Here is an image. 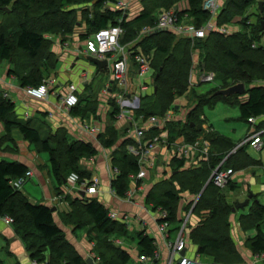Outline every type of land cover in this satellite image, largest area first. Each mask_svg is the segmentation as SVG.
Masks as SVG:
<instances>
[{
    "label": "rangeland",
    "instance_id": "374dc122",
    "mask_svg": "<svg viewBox=\"0 0 264 264\" xmlns=\"http://www.w3.org/2000/svg\"><path fill=\"white\" fill-rule=\"evenodd\" d=\"M42 1H43V4L46 5L47 0H42ZM213 1H214L215 7L211 11H208L206 10L207 8L206 9L204 8L210 15L209 21L211 20L212 22L206 25L207 27L204 30L205 33L203 36H198L194 33L189 34V33L184 32L185 31L184 26H182L183 31L181 33H178L173 30L164 29L161 27H157L154 29H148V30L142 29L141 31H138V30L136 31L137 33L136 38L138 39L137 41H139L140 39H143L145 41L144 42L145 44L143 45L147 44V46L149 45L151 40L160 38L161 35H165V33H168L174 36V43L181 41L183 44V41H186V43L183 44L182 47L188 48L187 50H188L189 58H190V65H189V71L187 74L188 88L186 89L185 93L180 96L175 97L172 100V102L167 106V109L164 112H162V110L160 109L159 111H155L156 109H154V106H153V103H154L153 100L155 99H153L151 96H141L137 98L135 97L136 96L135 95L134 97H132V100H130L131 98L128 97L129 95L128 76L126 80V87L119 86L117 79L114 76V67H113V70H112L113 82H116V84L119 86V92L115 95V97L113 96L111 97L110 116L114 118L115 116L117 117L123 116L126 118L127 129H125V132L129 133L130 131H132L134 132L136 136L135 138H128L127 140H125L126 148H129V146L133 145L134 148L141 149L142 154H144V152L148 150L147 155H146L147 160H146L145 165H148V166L154 165V163L151 162L150 160V156H151V151L155 146L165 148V150L168 149L167 152L169 153V156L171 157L170 160H168V162H170L169 163L170 165H168L169 167L168 168L165 167V164L167 163V162L165 163V160L163 161L165 164L162 163L159 165V167H161L162 172L166 176L165 179L172 178L174 171H177V170L187 171V170H195L196 168L198 169L200 165L199 161H195V162L193 161L189 164L187 163L190 162L191 159L198 160L199 157L203 158L207 156L209 157V155L211 156L216 155V153L212 151V143H213L212 138L214 135H216L218 137H221V139H223V143H222L223 145L222 147L224 148L223 155L227 153L229 156L226 158V161L225 160L220 161L215 167H213L211 172L216 167H218V169L220 170H225L227 173L229 172L230 176H229L228 182L224 184L223 186H217L212 181L211 173L208 174L200 190L196 193H190L191 200L188 206L191 207V210L196 206L198 201H200V197H202L203 195L205 187L208 184L211 183L214 186L219 187L222 191L223 190L227 191L230 185L229 183L232 182L233 184L235 182L234 184L235 189L229 190L230 192L228 191L225 194L226 197H229V196L231 197L228 200L226 199L227 203L231 205L230 211L228 212L226 219H228L229 221V229H228L229 236H230L229 241L232 243L234 247V240H233L234 238V219H233L234 212L238 211L239 209L240 210L238 212L247 211V208H244L246 205L239 207V208H235V205L237 203H240V200H238L237 198L240 195H242L244 192V189H243V187L245 186L243 183V180L245 178L244 174L246 172H251V171L258 169L262 165L260 160L262 159L264 161V113L256 117L250 116L246 119H242L240 117V112H239V103L247 99L249 88L251 86H254V84L255 85L264 84V79L257 78L259 75L264 73L263 72L264 64L262 61V58L264 56V0H247L246 5L242 7L240 11L232 5L231 3L232 0H213ZM236 1L238 2L239 0H236ZM95 2L96 0L78 1L72 4L71 6H69L67 9H65V10L72 11L71 12L72 16L75 19L73 20L72 25L70 24L69 27L67 26V31L63 32L62 34L44 33V36L48 39V43L45 44L43 48L45 52H42V55L43 56L48 55V51L50 50L52 51L51 53L52 56H49L50 54L48 55L49 62L50 64H52V66H53L52 61L57 59L58 53H59V52L58 53L54 52V48H56L54 46L59 47L62 45V46L67 47L69 51H75L77 50V46L80 45L82 40L84 41V43L86 42L87 39L81 38V34L86 33V31L88 30V27L86 25L84 18L86 14L87 15L89 14L90 15L89 17L93 16L94 12L96 11ZM119 3H122V4L117 5ZM175 4L176 5L174 6V9L172 8V6L169 9L168 8L167 9L166 8L156 9L155 11H153L155 14L153 16L155 17L157 15L158 17V15L163 10H175L176 9L177 11H183L182 7L186 5V0H180L176 2ZM104 7L120 10L121 11L120 15L125 17V22H128L136 18L144 10L143 0H105ZM104 7H101V11ZM60 9L61 8L58 7L57 5L52 8L36 9L35 13L31 14V22L32 24L34 23V25L38 24L41 26L43 25L45 21H51V18L53 17V15H55V19L57 20V17L59 16H56V15H58V13L60 12ZM11 10H13V7L11 4H9L6 7H0V24L1 26L2 25L6 26V31L8 33L7 40L9 41H11L12 39V36L14 34L13 31L16 30V26L12 25L11 21H13L15 16H17V14L18 15L21 14L19 10L17 12H11ZM5 13H8L9 15H5ZM184 16L186 15L177 16L178 23L179 24L191 23L188 16H186V18L183 19L182 17ZM121 20L122 19H120L119 22ZM219 21L222 24L221 23L219 24L218 23ZM219 26H220V29L221 27L222 28L224 27L225 31L227 32L224 33V31H221L220 29L219 31L217 29L219 28ZM155 31L156 32L158 31L161 33L156 34L154 38H151V39L148 38L147 34L154 33ZM212 31L219 32L227 36H230L231 34L240 33L238 34V36L236 35L237 37L235 36L234 40L229 42V50L236 53V55L240 59H244V60L248 58L252 59L254 66L250 67L249 65H243V67L236 69L235 67L236 63L231 62L230 57L225 54H223V57L220 58L219 62H216L217 59H212L211 56L207 54L204 44L202 43V39L208 36L209 32H212ZM239 35L240 36L243 35L246 44L249 41L250 46L249 45L245 46L244 44L245 42L243 44H240V42L237 39ZM137 41H135V44L137 43ZM119 42H120V38H119ZM130 43L133 45V42H130ZM152 43H154V40L152 41ZM120 48L121 50L118 49L115 51H111L109 53H112V52L122 53L123 52L125 54V57L127 58V64H128V52L126 51L124 46L120 45ZM255 50L258 51V53L255 52ZM85 51L87 53L86 43H85ZM138 52L139 53L134 54V61L137 67L136 70L138 71V74H139L138 78H136L135 81L137 82V80L139 79L141 82H143L145 79H148L150 77V74L148 73V71L151 66L149 63V60L152 59V52L150 53L148 51L146 55L143 52L140 53L141 52L140 50H138ZM12 53H13L12 58L14 59V63L11 65V68L13 67V69L16 70L18 73L27 71L26 70L27 68L35 66L36 61L33 59H29L25 54L20 52L18 49H14ZM120 55L121 54H119L118 58L121 57ZM138 55H141L144 58L146 63L148 62L147 69L144 71H139L141 70L140 63L136 61V58ZM90 56L95 57L93 55H90ZM104 57L105 56L96 57V58L105 60ZM81 59L83 61V64H85L86 63L85 57ZM7 65H9L8 61H2L0 63V78H3L2 77L3 71H4L3 69H7ZM206 65L208 67L209 65L218 67V70L216 69L214 70L213 68L210 69ZM54 69L55 68L47 69V71L45 70V73H44V70L42 69L43 74H45L44 78L42 79V83L43 84L47 82L49 83L48 92L42 98L48 96V94L51 91L52 92L54 91V86L56 85V75L53 72ZM98 70L99 69L97 67L96 73L98 72ZM8 72H9V69H8ZM126 73L128 75V67H127ZM10 74H13V73H10ZM233 75L240 76L239 78L235 79L237 80L236 82H233L231 80ZM96 81L97 80H95V83ZM223 81L227 83V87L233 84H236V83H243L244 91L242 93H234L230 95L219 94L217 93V91L220 90L219 86H221ZM99 82H101V80H99V77H98L97 83ZM153 83H154L153 92L155 93L156 91L155 78L153 79ZM98 85L101 86V84H98ZM140 85L143 86L142 84ZM225 88H221V89H225ZM74 89L76 90V87H74ZM101 89L102 88H100V91ZM0 94L4 98L10 99L9 96L12 97L8 89L2 87L1 80H0ZM92 103L93 102H91L90 104ZM148 107L151 108L150 112H148V113H151L150 115L146 114ZM14 113H16L15 109H14ZM17 120L28 122L29 125L32 124L35 127H38L41 138L48 139L50 143H55V140L58 137H60L61 135H64V132L61 131L60 129L59 130L57 129L56 131H52L51 128L45 125L44 123L40 125L39 122L35 123V121L31 119H30L31 121L28 119H24V120L17 119ZM173 122L177 123L176 124L177 127H180L181 125H183V123H185L186 125L190 127L196 126L199 134L192 142L187 141L185 137L183 138L182 141H179L178 139L181 136L176 134L178 130L173 129L175 130V133H172V130H170L169 128V126ZM1 124L3 125L2 121H0V125ZM107 127H110V124H107L105 128ZM89 128L94 129L93 127H89ZM153 132H155L154 135L152 134ZM11 133H13L12 130L7 132L5 129H2L0 133V145H2V147L0 146V149H2L5 146L3 144L4 142L1 143V141L3 140L8 141V140L13 139V137H15V141L13 142V144H11V148L5 147L1 152H9L15 155H19L20 148L22 147L19 145V143H17L16 139H22L21 138L22 134L19 132L18 129L15 130V136L12 135ZM106 133H108V130L106 131ZM101 138H104V137H101ZM256 138H258L259 140H256ZM225 140L227 142H225ZM27 142L30 146V148L29 146L28 148L31 152L38 149L40 151L39 154L41 155V157H43L44 160L47 159V154L46 152H41L39 143H31L29 141H26L25 143L27 144ZM114 153L111 155V158H113ZM131 154L137 158V162L139 161L140 156L142 155V154L134 155L133 153ZM257 157H259L260 160L258 161L255 160V158ZM177 161H182V165L179 168L175 164L177 163ZM159 167L157 165L156 169ZM139 168H138V171H140ZM114 171H116V174L119 173L118 169L116 168H114ZM72 174L76 175V178L74 180H73V177H71ZM32 175H33V172L31 171V175L27 177L26 181L30 180ZM151 177L154 178L155 175L150 173V176L148 178V175L146 173L145 176L134 181L131 179V174H129V184L130 183L133 184L134 189L142 190L144 188L143 182L147 178L149 179L147 180V182L149 181L150 183ZM256 178L257 180L264 181V167L262 169H258V172H256ZM71 180L75 182H71ZM78 180H79L78 174L71 173L63 181L64 183H70L72 185L71 187H73L74 184L79 182ZM26 181L24 182V184H25V187L27 188V185L31 184L32 180L28 181L27 183ZM172 181L176 182L175 180H172ZM62 183L59 184V186L62 185ZM80 183L84 184V190H83L84 192H85V186H91L92 184H95L96 186V182H92L90 185H88L85 181H82ZM24 184L20 185L19 188L14 187V184L12 186L16 190H20V188ZM171 187L177 190L178 192H180L176 188L175 185H171ZM69 188H68V191L70 190ZM156 190L157 189H155L154 187L150 189V191H156ZM127 191H129V189H127ZM184 192H187V191H184ZM67 193L68 192L66 191L62 193V195H65ZM181 193L182 192H180V194ZM249 194H251V196L250 198H248V202L252 198L255 200V202H257V196H254L251 192ZM180 197L182 198V195H180ZM261 198H262V201L264 202V196H262ZM234 201H236V203H234ZM178 202L179 200H177V203ZM215 202L218 203L216 199H215ZM198 207L199 206L197 205L196 208ZM71 208L72 207H70V209ZM112 213L115 214V217H116L115 220L118 218L121 220L120 217H123V216L125 220H128L127 214L123 213V215L121 216V215H118V213L116 212H112ZM210 213H212L211 210H204L200 212V214H204L206 216H200V214H198L199 216L196 215L198 218L196 226L200 223L201 220L204 221ZM59 214L61 215H59L56 220H58L57 223L62 228L63 235H62V239L58 242V244H61L63 246V249H65L67 253L66 255L68 257H72L74 255H80V257L82 258L83 264H89L87 261L89 259L91 260L90 264H106V260L105 259L102 260L100 258L101 252L105 254V256L111 257L112 252L117 248L116 246H119L120 242L122 241H125L127 243L125 246L126 248L131 249L130 247H128L129 246L128 244L132 245L131 243L135 241V239L137 238V234L140 231L139 230L136 233V231L132 230V228H130V230L127 228L126 234L123 235L125 236L124 240L118 239L119 238L118 235H114L109 238H104L100 236L98 237L99 242H101V244L99 245L97 243L98 239L96 236V232L94 231L93 225L91 222H88L85 226H82L81 228H77L69 221V219L67 218V213L62 212ZM222 214L223 213L221 212L220 216H222ZM4 216H7V215H4ZM10 218L12 217L10 216ZM185 219H182L180 221V226L177 231L178 238L180 237L184 239V234H185L184 232L186 228H188L187 227L188 220L187 219L185 220ZM262 221L263 222H260L259 224H257V226H259L260 228H264V220ZM163 222H164V219L161 218V216L159 215V220H158L159 229H160V225ZM123 223L125 224V222ZM242 223L244 226H248L245 220H243ZM8 225H12L14 227L13 218H12V222ZM125 227H129V226L125 224ZM14 230L15 232H17L15 227H14ZM79 230H81V232L84 233L83 235L79 236L80 240L82 242H85V244H87V248H85L84 250L78 249L77 245L75 243L73 244L70 239L73 233L76 232L78 234L77 231ZM160 231L163 237L165 238V240L167 241V245L169 244V242L176 241L177 237L173 240L168 239V237H170V231L168 230V225L163 231L162 229H160ZM191 232L192 231H190V234ZM190 241L191 243H193L192 240ZM41 243H42L41 240L38 239L36 244L33 246V248L38 247ZM108 243H112L114 247L110 246ZM89 247H90V250H89ZM126 248L124 249L126 250ZM44 249H45L44 257L41 261H36L30 257V260H32V264H48L49 259H50V253L47 247H45ZM184 249H185V246L183 247L182 249L183 251H181L180 255H184ZM26 251H30V250L26 247ZM241 253L242 251L241 252L240 251L234 252V250L230 252L225 251L224 254L220 256V258L223 257L224 255L225 256L221 258V260L219 261H215L214 257L209 254L201 255L200 259H202L205 264H234V260L236 259H238L240 262L242 261L243 258H242ZM159 254L160 253H158L157 250H155L151 256H147L148 259L146 261H142L141 260L142 254H139L138 255L139 260L137 259L136 264H156L160 261ZM254 254H255V257L257 258L261 257L262 258L261 261H264V253H254ZM227 256H231V257H227ZM58 264H73V263L65 259V257H62L61 261Z\"/></svg>",
    "mask_w": 264,
    "mask_h": 264
},
{
    "label": "trees",
    "instance_id": "16d2710c",
    "mask_svg": "<svg viewBox=\"0 0 264 264\" xmlns=\"http://www.w3.org/2000/svg\"><path fill=\"white\" fill-rule=\"evenodd\" d=\"M78 1L85 0H47L46 5L43 4L42 0H0V7H6L11 4L13 7L11 12H17L18 10L21 12L20 15H14L15 18L11 21V24L16 26L11 41L7 40L8 33L6 31V26H1L0 24V63L2 61L9 62V74L13 73L22 87H38L45 76L43 70L45 73V70L47 71V69L55 68L56 61H52V66L48 59L49 54V56H52V51H48V55H42V52H45L43 48L45 44L48 43V39L44 36V33L62 34L67 31V26L69 27L70 24L72 25L75 19L72 16V11L65 9ZM178 1L180 0H143L144 10L136 18L125 22V17L120 15V10L104 7L105 0H96V11L93 16L89 17L90 15L86 14L84 18L88 30L86 33L81 34V38H91L97 31L110 25L119 24L123 28V34L120 37L121 43L135 42L138 40L136 38L137 30L141 31L144 27L149 29L156 28L155 23L157 15L154 17L153 15L155 14L153 11L156 9H169L171 6L174 9L175 3ZM186 1L188 2V8L183 11H177L175 9L176 13L180 16H188L191 23L197 27L203 26L209 20L210 16L203 7L205 0ZM231 3L240 11L241 8L246 5L247 0H239L238 2L232 0ZM56 5L61 8L58 15H56L59 16L57 20L55 19V15H53L51 21H45L41 26L38 24L34 25V23L32 24L31 14L35 13L36 9L52 8ZM101 7H104L102 11ZM5 15L9 14L5 13ZM120 19L122 20L119 22ZM218 23L220 24L221 22L219 21ZM159 33L161 32L155 31L154 33L147 34V36L151 39ZM238 34L227 36L212 31L209 32L208 36L202 39V43L204 44L207 54L211 56L212 59H217L216 62H219L220 58L225 54L230 57L231 62L236 63V69L243 67V65L253 67L254 64L252 59H240L236 53L229 50V42L234 40L235 36H238ZM237 39L240 44L245 42L243 35H239ZM153 40L154 43H152ZM153 40L150 41V46H147V44L143 45L145 44L143 39L137 41L133 47L135 52H133L131 56L134 59V54L139 53L137 51L138 46L145 55L148 51L150 53L152 52V59H150L149 62L151 65L150 67L154 71L156 91L151 97L155 99L153 100L155 111H159L160 109L164 112L172 100L184 94L188 88L187 74L189 71L190 58L187 50L188 48L182 47L186 41H183V44L181 41L174 43V36L168 33ZM244 44L245 46H250L249 41L247 44L246 42ZM14 49H18L29 59L35 60V66L27 68V71L21 73L14 70L13 67L11 68V65L14 63V59L12 58ZM255 52L258 53L256 50ZM262 61L264 64V56ZM208 68L218 70V67L215 66L209 65ZM239 77L240 76L233 75L231 80L236 82L237 80L235 79ZM257 78L264 79V73ZM219 87V89L225 88L227 87V83L223 81ZM88 105L89 104H86L84 107ZM150 110L151 108L148 107L146 111L147 115L151 114L148 113ZM239 112L242 119H246L250 116L256 117L264 113V84H254V86L249 88L247 99L239 103ZM0 121H2L7 132L11 131L13 128H17L25 139L31 143H39L40 150L48 153L51 172L58 184H61L71 173L78 174L79 183L85 181L86 173L84 170L79 169L78 161L83 158H89L95 154L94 148L89 143L80 141L68 142V139L64 135L58 137L55 143H50L48 139L41 138L37 128L29 125L28 122L17 120L14 117V103L11 99L4 98L1 94ZM176 124L177 123L173 122L169 126L172 133H175L173 129L178 130L176 134L185 137L189 142H192L199 134L196 126L190 127L183 123V125L177 127ZM152 134L154 135L155 132ZM108 135L109 137L102 139V142L106 146H111L116 139L114 129H108ZM212 140V151L216 153V158L209 155L208 162L204 164L201 169L174 171L172 178L162 180L156 185L155 189L157 190L148 194L146 198L147 202H152L155 209L158 208L166 212L164 221L169 225L172 222H176L175 211L178 206L177 200L180 192L184 190H188L190 193L198 192L212 168L220 161H226V158L229 156L227 153L223 155L224 148L222 147L223 139H221V137L214 135ZM225 142L227 141L225 140ZM112 164L114 168L118 169L119 173L116 174L111 181V187L118 196L124 197L129 187V174H135L138 171L139 165L137 158L129 153L124 145H122V147L114 153ZM175 164L179 168L182 165V161H177ZM27 170V166L21 162L0 160V217L9 215L13 218V225L25 243V246L30 250L28 252L32 259L41 261L44 257V248L47 247L50 253L48 264H58L62 257H65V259L73 264H83L80 255L68 257L63 246L58 244L62 239L63 231L55 223L51 208L43 204L30 203L19 190H16L10 184L11 180L23 177ZM172 180H175L179 184L180 192L171 187V185H173ZM91 183L92 181H87L88 185ZM229 184L228 190L226 189L227 191L235 189L234 183L232 184V182H230ZM223 191L211 183L208 184L204 189L202 197H200V201H198L196 206L192 209L195 215L200 214V212L204 210H211L212 212L204 221L201 220L200 223L192 229L190 236L198 247V253L201 255H212L215 261L221 260L225 255L221 258L220 256L224 254L225 251L230 252L234 250V252H236L232 243L229 241V221L226 219L231 205L227 203L225 191ZM213 198H215L218 203H216ZM71 205V211L67 213L69 221L77 228H81L88 222H91L96 232L97 239L100 236L109 238L114 235L123 236L126 234L127 229L125 224L118 219L115 220L110 218L108 216V209L97 199L90 198L79 200L77 198L72 201ZM197 205L199 206L198 208H196ZM251 209L253 210L248 214V218H245V222L248 225H257L262 220L264 207L256 204V206ZM221 212L223 213L222 216H220ZM200 216L206 215L200 214ZM38 239H40L42 243L38 247L33 248ZM97 243L99 245L101 244L99 239ZM108 244L114 247L112 243ZM137 245L139 254L142 255L151 256L156 250L154 238L145 231L138 232ZM246 246L252 253H264V237L260 234V231H258L254 237H249L246 240ZM116 247L111 257L105 256V254L101 252L100 258L102 260L105 259L106 264H128L130 260L129 253L121 246ZM237 263H240V261L238 259L234 260V264ZM0 264H4L2 260H0Z\"/></svg>",
    "mask_w": 264,
    "mask_h": 264
},
{
    "label": "crops",
    "instance_id": "0c3cea01",
    "mask_svg": "<svg viewBox=\"0 0 264 264\" xmlns=\"http://www.w3.org/2000/svg\"><path fill=\"white\" fill-rule=\"evenodd\" d=\"M186 8H188L187 1L186 5L183 6L182 9L184 10ZM210 22L212 21L208 20L206 24ZM119 43L124 46L128 52V97L132 100V97L135 95L137 98L141 96H151L154 93L153 79L155 76L153 69L150 67L148 71L150 77L148 79H145L143 82L138 79L136 82L135 79L138 78L139 74L136 70L137 67L135 61L131 56V54L135 52L133 49L135 42H133V45L130 42L121 43L120 41ZM54 47H56L54 48V52H59L57 59H55L56 67L53 71L56 75V85L54 86V91H51L48 96L44 98L30 96L26 92L25 87H22L19 84L16 77L13 74H9L8 69L10 67L8 66H10V64L7 65V69H3V78H0L1 84L2 87L8 89L12 95V97L9 96V98L14 103V109L16 112L14 113V117L16 119H31L34 120L35 123L39 122L40 125L44 123L50 127L52 131H56L57 129L63 131L65 137L68 139V142H85L89 143L94 148L95 154L89 158L80 159L78 164L79 169L84 170L86 173V177L84 179L86 183L87 181H96V192L88 195V193L83 191L84 184L79 182L71 187L72 185L70 183H64L63 181L62 185L59 186L58 182L52 175L48 153L46 152L47 159L44 160L39 154L40 151L38 149L31 152L29 150L30 146L28 142L27 144L25 143L28 140L23 136L21 138L24 141L22 139H16L17 143H19L22 147L20 148L19 155L9 152H1L5 147L11 148V144L15 141V137L8 141H1V143L4 142L3 144L5 146L0 149V160L21 162L33 172L30 180L26 181L27 183L32 180L31 184L27 185V188L24 184L19 191L23 194L26 200L32 204H43L50 208L54 207L52 213L54 221L57 225L58 220L56 219L59 215H61L59 213H68L71 210L70 207H72V201L77 198L79 200L86 199V197L87 199L95 198L108 209V213L116 212L121 216L123 213L127 214L128 220L125 224L129 227H126V229L128 228L130 230V228H132V230H135L136 233L139 230L145 231L148 235L153 237L156 250L160 253V261L156 264H167L168 259L172 256V250L167 245V241L163 237L158 226L160 214L159 209H155L152 202L148 203L146 198L149 192H152L150 189H152V187L155 188L156 185L166 177L159 165L164 163L163 161L165 160V163L167 162L166 164L164 163L165 167H169L168 165H170V162H168V160H170L171 157L167 152L168 149L165 150V148L159 146H155L152 149L150 160L154 163V165H149L147 167V175L149 178L151 173L154 174L155 177H151L150 183L149 181L147 182L149 179L146 178L143 182L144 188L142 190L134 189L133 184L130 183L128 189L132 191L136 190L131 199L127 197L125 198V196H118L111 187V181L116 175L111 155L118 151L122 145L126 148L125 140L136 137L132 131L129 133L125 132V129H127V121L125 117L115 116L114 118L110 116L111 97H115V95L119 92V86L116 82H113L112 70L114 62L120 53L112 52L105 55L104 59L107 61V65L100 68L96 73L97 66L87 59L90 55L85 51V43L83 40L80 45L77 46V50L75 51H69L67 47L62 45ZM139 48L140 47L138 46L137 51H141ZM140 53H142V51ZM84 57L86 60L85 64H83L81 59ZM98 77L99 80H101L99 83H97ZM95 80H97L96 83ZM71 84L76 87L75 94L78 97V102L76 105L68 109L64 106L63 101L64 97L69 92V85ZM98 84H101V86ZM100 88H102L101 91ZM91 102L93 103L90 104ZM86 104L89 105L84 107ZM87 124H89V127H93L94 129L86 128L85 125ZM107 124H110V127H112L115 131L116 139L111 146H106L103 142H101L102 139L109 137L106 131L111 128H105ZM3 126L4 125L2 124L0 125V133L2 129H5ZM32 126L38 129V127H35L34 125ZM16 129L17 128L12 129L13 133L11 134L14 136ZM183 138L184 137L181 136L178 140L182 141ZM0 146L2 147V145ZM211 157L216 158L215 155ZM208 159V156L203 158L199 157L198 160L191 159V161L187 164L193 161H199L200 165L198 169H201L202 166L208 162ZM255 160L258 161L260 159L257 157ZM260 162L262 165L258 169H262L264 167V161L261 159ZM157 165L159 168L156 169ZM258 169L244 174V192L237 198L240 202H243L247 199V195L250 192L254 196H257V202H255L253 198L247 202L244 207L247 208L246 212H238L240 209L234 212V238L232 234L231 236L234 240L235 250L238 252L242 251L241 255L243 258L242 261L237 264H264V261H261L262 258L255 257V254L252 253L246 246V240L249 237H254L258 231H260V234L264 237V228H260L256 224L244 226L242 223L245 218H248V214L253 210L251 208H254L256 204L264 207V202L261 198L264 196V181L257 180L256 172H258ZM172 184L180 190V186L177 182L173 181ZM68 188L70 189L69 191ZM66 191L68 193L62 195V193ZM184 191L178 195L179 202L177 203L178 206L175 211L176 222H172L170 225L168 224V230L170 231V237H168V239L173 240L177 237L180 221L186 218L188 220V228H186L184 232V254L188 257L200 259L201 254L198 253L197 245L193 241L192 242L194 244L190 241L192 240L190 239V231H192V229L196 226L198 218L192 212L191 207L188 206L191 200L190 192L188 190ZM227 192L228 191H225V194ZM180 195H182V198ZM229 198L231 197H226L227 200ZM236 201H234V203H236ZM118 220L120 219L118 218ZM262 220H264V211ZM262 220L260 222H263ZM59 227L61 228V226ZM77 232L78 234L76 232L73 233L70 239L73 244L75 243L77 245L78 249L84 250L87 248V244L82 242L79 237L84 233H82L81 230ZM124 237L125 236H119L118 239L124 240ZM126 244L127 243L125 241H122L119 246L124 249L126 248ZM131 244L132 245L128 244V247L131 249L126 248L130 255L128 264H136L139 255L137 238ZM29 255L28 251H26L25 243L18 233L15 232L14 227L6 224L2 220V217H0V260H2L5 264H32V260H30ZM173 257L176 260L177 255L173 254ZM200 260L203 262L202 259Z\"/></svg>",
    "mask_w": 264,
    "mask_h": 264
},
{
    "label": "built area",
    "instance_id": "2783aa9c",
    "mask_svg": "<svg viewBox=\"0 0 264 264\" xmlns=\"http://www.w3.org/2000/svg\"><path fill=\"white\" fill-rule=\"evenodd\" d=\"M122 3H119L117 5H120ZM203 7L208 10L211 11L215 5H214V1L213 0H206L203 4ZM211 14V13H210ZM178 14L176 13L175 10H163L157 17L156 19V28L157 27H161L164 29H168V30H173L176 31L178 33H181L182 30V26L185 27V31L186 33H194L198 36H203L204 35V30L207 27L206 25L208 24H204L203 26L197 27L195 26L193 23H178ZM183 19L186 18V16L182 17ZM149 28L145 27L144 30H148ZM218 30L220 29L217 28ZM221 31H225L224 27L220 29ZM219 30V31H220ZM123 33V29L120 25H110L104 29H101L99 31H97L93 37L88 38L86 40V48H87V53L90 55H93L95 57H103L105 56V54L111 52V51H115L118 50L120 48V43H119V38L121 37ZM121 57L117 58L116 61L114 62V76L117 79L118 85L121 87H126V80H127V58L125 57V54L122 52L120 53ZM136 61L140 63V69L139 71H144L147 69L148 66V62L146 63L144 58L141 55H138L136 58ZM48 82L47 83H42L40 84L38 87H27L26 88V92L29 95H32L36 98H42L43 96H45L48 92ZM78 102V97L75 94V89L73 87V85H69V92L67 93V95L64 97V106L66 108H70L73 107L74 105H76ZM89 125V124H88ZM88 125H85L86 128H89ZM256 140H259L258 138H256ZM127 150L131 153H133L134 155H141V149H137L134 148L133 145L129 146V148H127ZM147 151L144 152V154H142L140 156V159L138 161L139 166H140V171H138L136 174H131V179L132 180H137L143 176H145V174L147 173V167L148 165H145L146 163V155H147ZM31 175V171L27 170L24 174L23 177H19L17 179H14L13 181H10V184L13 185L14 187L19 188L20 185L24 184V182L26 181L27 177ZM229 172L227 173L225 170H220L218 169V167L214 168L213 171L211 172V178L212 181L217 185V186H223L224 184H226L228 182L229 179ZM73 180L76 178L75 174H72ZM71 182H75L72 181ZM96 182V181H95ZM88 188V189H87ZM85 192H87L88 194H92L96 192V186L95 184H92L91 186H85ZM134 191L129 190L125 193V197L131 199L133 196ZM160 212V216L161 218L165 219L166 217V212L162 211L159 209ZM108 216L112 219H115V214L112 212L108 213ZM121 220L123 222H127V220L124 219L123 217H120ZM2 220L6 223V224H10L12 222V218H10V216H3ZM168 225L167 222H163L160 225V229H162V231L166 228V226ZM168 246L170 247V249L172 250V256L171 258L168 259V263L167 264H205L204 262H202L201 260L197 259V258H192V257H188L187 255H180L181 251H183V247L185 246L184 243V239L183 238H178L176 239L175 242H169ZM173 254L177 255L176 260L173 257ZM148 259L147 256L142 255L141 256V260L142 261H146ZM175 260V261H174Z\"/></svg>",
    "mask_w": 264,
    "mask_h": 264
},
{
    "label": "water",
    "instance_id": "95a60500",
    "mask_svg": "<svg viewBox=\"0 0 264 264\" xmlns=\"http://www.w3.org/2000/svg\"><path fill=\"white\" fill-rule=\"evenodd\" d=\"M87 59L92 62L94 65H97L98 69L102 68L103 66L107 65V61L103 59H98L96 57L88 56ZM244 91V84L243 83H236L233 84L225 89H220L217 91L219 94H224V95H230L234 93H242ZM251 194L247 196V199H245L243 202L237 203L235 205V208L242 207L247 204L248 198H250ZM234 208V209H235ZM51 210H54V207L51 208ZM88 263L90 264L91 260H87Z\"/></svg>",
    "mask_w": 264,
    "mask_h": 264
},
{
    "label": "bare ground",
    "instance_id": "6f19581e",
    "mask_svg": "<svg viewBox=\"0 0 264 264\" xmlns=\"http://www.w3.org/2000/svg\"><path fill=\"white\" fill-rule=\"evenodd\" d=\"M250 133V132H249ZM4 141V140H3ZM156 255V254H155ZM154 256V255H153ZM133 260H134V258H133ZM139 260V259H138Z\"/></svg>",
    "mask_w": 264,
    "mask_h": 264
}]
</instances>
